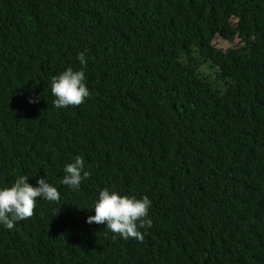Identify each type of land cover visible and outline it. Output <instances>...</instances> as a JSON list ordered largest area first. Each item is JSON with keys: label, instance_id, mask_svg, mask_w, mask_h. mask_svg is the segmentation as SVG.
Returning <instances> with one entry per match:
<instances>
[{"label": "trees", "instance_id": "trees-1", "mask_svg": "<svg viewBox=\"0 0 264 264\" xmlns=\"http://www.w3.org/2000/svg\"><path fill=\"white\" fill-rule=\"evenodd\" d=\"M81 51L90 96L56 108ZM17 175L60 199L0 226V264H264V0H0V187ZM105 187L151 200L142 240L85 222Z\"/></svg>", "mask_w": 264, "mask_h": 264}, {"label": "clouds", "instance_id": "clouds-1", "mask_svg": "<svg viewBox=\"0 0 264 264\" xmlns=\"http://www.w3.org/2000/svg\"><path fill=\"white\" fill-rule=\"evenodd\" d=\"M76 59L81 68L74 69L68 66L51 79L50 91L54 97L52 104L56 108L81 105L90 96L84 82L85 53L78 52ZM38 101V96L35 100L29 99V103ZM62 172L59 183L71 190L78 189L81 181L89 176L80 155H75L70 162H66ZM37 199L50 202H58L60 199L58 188L48 182L45 176L38 178L36 185L33 186L28 182L27 175H17L10 186L0 187V226L12 229L15 222L31 217ZM151 203L147 196L137 198L121 195L118 191L105 187L99 190L91 206L94 215H89L85 222L104 224L105 229L118 234L121 239L142 240L144 233L141 229L146 232L152 225V219L148 216Z\"/></svg>", "mask_w": 264, "mask_h": 264}, {"label": "rangeland", "instance_id": "rangeland-1", "mask_svg": "<svg viewBox=\"0 0 264 264\" xmlns=\"http://www.w3.org/2000/svg\"><path fill=\"white\" fill-rule=\"evenodd\" d=\"M183 38H180V41H183ZM214 44L217 48L222 50H227L228 48L240 46L241 42L239 38H235L232 41H229L221 36H216L214 39ZM193 53L196 55V53L193 51ZM201 62V69L206 73V75L215 76L216 74V68L213 67L210 63L205 62L202 60V58H198Z\"/></svg>", "mask_w": 264, "mask_h": 264}]
</instances>
